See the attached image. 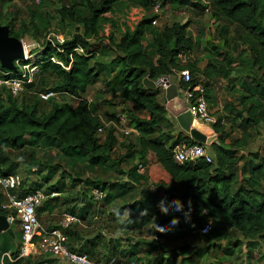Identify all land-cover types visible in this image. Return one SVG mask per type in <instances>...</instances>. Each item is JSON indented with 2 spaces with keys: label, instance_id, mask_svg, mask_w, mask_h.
Returning <instances> with one entry per match:
<instances>
[{
  "label": "trees",
  "instance_id": "16d2710c",
  "mask_svg": "<svg viewBox=\"0 0 264 264\" xmlns=\"http://www.w3.org/2000/svg\"><path fill=\"white\" fill-rule=\"evenodd\" d=\"M136 1L138 0H71L70 5H61L56 11L59 22L62 24L70 22L77 28L81 27L79 32L73 34L71 38L64 39L62 43L51 37L46 38L48 31L46 18L40 19V24L35 23L32 18L30 23L21 24V27L17 29L13 18L0 22V24L8 25L10 35L19 39H22L26 33H31L38 40L42 37L43 48L41 53L35 56L34 64L39 71L42 69L54 78L51 86L42 91L64 92L77 100L75 105H71L65 101V97L60 101L53 97L48 100H42L39 96H33L30 100H27L25 96L21 97L22 93L35 87L37 74L30 84L25 85L24 91L16 96L4 87H0V176L14 174L15 171V162L10 160L4 147H19L25 136L55 142L65 154L87 155L95 161L109 157L118 143L117 137L112 128H106L104 139H100L97 129L101 125L102 117L95 111L94 103L82 96L89 85L100 76L101 69L97 65L101 64L110 76L109 84L118 89V98L121 103L147 113L145 117H141L132 109L124 111L128 125L137 129L139 134L134 140H129L127 143L122 142L125 145L135 146V154L130 155L132 159L134 158V165L125 173L129 180L122 184H126V187L129 183L131 185L140 184L142 181L149 186V182H154L165 193L176 198L172 207L173 211L169 215L161 213V207L157 203L156 214L159 224L156 228L161 231L160 238L169 241L170 238L167 237L170 234L173 240L184 243L173 244L172 247L164 249L160 244L152 245L143 240L128 239L129 243L126 248H119L118 244H115L117 239H111L109 242L113 246L103 261L98 258L100 255L93 256V250L96 249L95 246L98 245L100 239L97 234L85 239L81 247L73 246L68 242V248L73 252L88 255L90 253L89 256L98 258L96 261L88 257L94 262H107L115 258L117 264H192V262L197 264V260L206 248L197 246L193 252H190V248H186L188 243L184 238L193 236L200 238L203 245L210 244L212 254H216L218 259L221 258V254L234 253L235 244L240 241L250 246L247 257H251L255 240H264V148L263 156L259 161L249 162L250 169L247 177L242 172L236 176L229 169L237 164L236 151L246 148L245 140L248 138L249 127H247L248 130L242 131L243 135L240 138L232 141V149L225 144L224 125L220 124V116H218L217 123L211 125L217 134V139L209 146V153L213 157L212 162L199 160L195 163H178L173 157V147L180 143L194 144L197 141H194L183 130H178L176 134L175 131L173 132L172 128L174 129L176 122L168 121V110L157 99L160 94L159 89H147L143 84V79L145 77L156 79L163 75L169 76L182 70H188L191 79L188 82L180 80L181 88L193 89L196 84L201 83L204 96L209 102L213 96L210 81L222 76L226 69H231L235 61L239 60L241 67L246 69L247 78L253 75V78L260 79L262 82L261 85H254L260 95L257 103H252L248 100L249 98H243L241 100L242 111L246 112V121L253 128L264 124V0H211L209 13L214 20H226L236 24L251 37L252 44L247 51V56L234 57L227 50L230 28L228 25H223L219 32L222 39L219 47L225 49V55H221L222 51L217 49L218 45H214L213 54L208 57L203 69L197 66V61H186L182 64L178 62V56L190 53L195 45L194 40L188 34L190 21H175L166 24L157 35L148 38L150 27L158 14L151 13L147 3L156 0H144L145 3L142 5L150 11V14L138 20L133 29L126 27L119 37L115 36L114 31L105 37L102 35L101 30L105 22H109L112 27L119 30L117 21L105 14H116L121 9L130 8ZM162 1L164 5L166 0ZM193 5L196 7L197 4ZM197 6L203 12V6ZM31 17L35 15L32 13ZM77 47H81L83 52L75 50ZM104 50L107 51L105 54H109L107 57H110L105 63L99 60ZM0 71L9 70L0 66ZM13 72L16 70H13L10 76L14 75ZM47 106H49L48 109ZM45 107L46 109H43ZM117 115V112L114 113L110 119H116ZM162 119L169 122L171 126L169 133L159 127ZM157 131H160L161 137L154 136ZM139 165L143 166L142 172L138 171ZM63 175L62 170L56 180L46 189L41 185L24 189L22 184L16 193L22 196L32 192L35 188L44 190L46 194L58 193L57 197L48 196L43 202L44 206L41 208H46L45 205L50 201L60 200L64 191V185L60 179ZM69 178L74 185L76 179L70 176ZM85 184L88 183L85 182ZM90 185H92L90 186V200L81 208L78 216L80 220L85 219L88 209H90V217L96 216L99 213V207L104 208L109 202L129 191L128 188L120 189L117 184L105 183L100 179H90ZM93 188L106 192L99 203H96L93 198L91 193ZM81 194L82 190H76L74 195H68L65 199L68 200L71 197L69 200L78 198L84 200L85 197ZM2 200L3 195L0 190V214H5V209L1 208ZM135 203L133 201L128 205H122L119 210L111 212L113 216L115 214L119 216L124 208L127 209L128 217L120 224L126 229H136L137 225L133 223L136 221L134 219ZM41 208L37 207L36 213ZM73 211L74 207L66 212L74 214ZM175 213L179 216V225L170 220L171 214ZM140 218L139 224L151 222L152 217L150 214H141ZM208 221H211V228L205 234L200 233V227ZM76 224L64 229L68 238H73L71 229ZM164 224L169 225L171 233L163 231L164 228L161 225ZM176 226L178 232L182 233H174L172 229ZM230 230L236 232V238L232 243L234 247H224V242L232 240ZM6 237L10 238L9 235ZM152 246L160 252L152 255ZM17 250L13 251L14 256ZM188 250L190 253L186 254ZM193 256L196 258L192 261Z\"/></svg>",
  "mask_w": 264,
  "mask_h": 264
},
{
  "label": "rangeland",
  "instance_id": "374dc122",
  "mask_svg": "<svg viewBox=\"0 0 264 264\" xmlns=\"http://www.w3.org/2000/svg\"><path fill=\"white\" fill-rule=\"evenodd\" d=\"M142 1L144 0H138L132 3L134 5L131 7L135 10H132V8H124L113 15L106 13L105 16L114 18L120 25L119 30H116L109 22L103 23L101 30L102 35L105 37L114 31L113 33L115 36L119 37L124 29V25H126V23L127 25L128 23L133 25L132 22H134L137 19V16H139L138 13H135L136 11L143 10V13L150 14V11L142 5L145 1ZM70 3L71 0H40L38 3L33 2V0H0V22H5L13 18L15 21L14 26L17 29L21 27V24L30 23L32 18L37 24H40V19L46 18L45 20H48V31L45 36H50L52 39L56 40L62 39L63 42L64 39L71 38L73 34L79 32L81 29V27L77 28L76 25H73L70 22H64L63 24L59 22L56 12L57 9L61 5L67 6L70 5ZM154 4L155 1L147 3V7H150L149 9L153 14L155 12ZM32 13L35 17H31ZM159 15H161L160 17H162L163 20L169 23L175 21H190L188 34L195 42L194 48L190 52L193 57L198 56L206 58L207 60V57L213 54V46L218 45L219 47L222 42L219 32L223 25H228L230 28V38L228 40L227 50L230 54L234 55V57H239L240 55L247 56V51L252 44L251 37L239 26L226 20L216 21L209 12H202L197 5L196 7H194L193 4L180 5L179 0H166L163 10ZM132 17L133 19H130ZM162 19L160 18L157 23L159 24ZM41 39L42 37L38 40L34 38L31 33H26L21 40L27 44L28 50L31 51L33 55L35 52L37 53L39 48H43L41 45ZM104 43L105 42L103 41L102 44L104 45ZM217 49L222 51L221 55H225L224 48L222 49V47H219ZM241 51L242 54H240ZM105 52L107 51L104 50L101 52L102 54L99 59L103 63L110 59V57H107L109 54H105ZM97 66L101 69L100 76L94 83L89 85L82 96L92 100L94 103V109L102 117V120L106 121L110 119V117L116 112L121 115L124 114V111L131 109L134 113L139 114L141 117H145L147 115L146 112L138 111L135 107L132 108L126 103H121L118 98V89L109 84L110 76L106 72V68L102 67L101 64H98ZM245 70L246 69H243L239 64V60H236L231 69H226L222 76L216 78L213 81V87L217 95L213 96L211 101L214 103V106H217L220 103L223 107V116L225 119L224 133L226 140L228 141L226 144L228 147L233 149L232 141L240 138L241 135H243L242 131L245 129L248 130L247 126L249 127V131L247 132V137L249 139L247 138L248 141L247 139L245 140L246 148L245 150L236 151L235 155L238 157L237 164L229 169L232 170L236 176L242 172L245 177H247L250 169L249 162H257L263 156L264 124H260L257 128H253L251 124L246 121V112L242 111L243 104L241 103V100L243 98H249L248 100L256 104L257 98H260V95L254 88V85L262 84L261 80L253 78V75L252 77L247 78V72ZM53 80L54 78L51 74L44 72L41 69L37 72V76L35 77V87L28 89L20 96H25L27 100H30L33 96H38L40 91L49 88ZM225 92H228V95H226ZM65 101L71 105H75L77 102L75 98L68 95H65ZM48 108L49 106H47V109ZM43 109H46V107ZM211 111L214 112L213 109H211ZM217 114L220 113L217 112ZM159 127H161L166 133L171 131V126L165 119H162L159 122ZM154 136L161 137L160 131H157ZM22 141L23 142L19 147L6 146L4 149L7 151L10 160L15 162L14 174L22 179L24 189L26 186L35 187L38 185H41L46 189L50 183L56 180L61 171H64V175L60 177L64 185V191L61 194L62 196L57 203L53 204V207L51 208L53 211H50L48 214L49 216L46 215L44 210L41 211L43 214L42 216L38 211L37 218L41 222L56 224L61 219L63 212L70 211L73 207V212L80 215L81 208L83 207L80 206V198L69 200L71 199V197H69L67 200L65 197L68 195H74L76 190H82L81 196L83 195V197H85L82 201L85 204L88 203V200H90V186H92L90 185V179H100L105 183H115L120 189L125 188L126 190L128 188V192L122 194L123 196L117 197L114 201L109 202L107 204L108 206L106 205L104 208L99 207L98 215L83 220L85 226H82L81 224L73 226L79 228L85 235L90 236L89 238L96 234L100 236L98 247L93 250V256L98 257L100 255L98 258L102 260L105 259L106 255H102L106 248L105 240H108L109 238L111 239L112 237L117 239L116 242L120 248H126L130 239L132 241L138 239L140 241L143 240L144 242L152 243V245L160 244L164 249L172 247L173 244L184 243L179 242L178 240H173L170 234H168L169 237H167L170 238L169 241H166L165 238H160L159 236L161 231L156 228V225L159 224L157 221L156 204L160 202L158 206L161 207V213H166V215L170 214V206H166V204H163L164 202L161 203L160 197L163 196L161 191L153 188L151 189L152 192H150L147 188H141V186L135 185V183L133 186L128 182L129 184L126 187V184H122L124 182L123 175L134 165V158L132 159L133 154H135L134 145H125L119 141L108 158L95 161L87 155H76L74 153L65 154L55 142H47L43 138L25 136ZM34 142L35 144H32ZM130 155L132 156L130 157ZM126 165H131L128 170H124L123 168V166L126 168ZM44 176H47V178L44 179ZM69 176L76 179L74 185H72ZM85 182L88 184H85ZM145 196L147 198L144 199ZM133 201L136 202L134 217L136 221L133 223L137 226L136 229H126L120 224L128 217L127 209L125 210L124 208L123 213L119 216H116V214L113 216L111 212L117 211L122 205H128ZM3 202L4 200H2L1 204ZM141 214H150L152 217L151 222L139 224V220L141 221ZM178 219L179 216L176 213L171 214L170 220L172 223L173 221H176L175 224L179 225ZM14 225L18 229L17 232L21 238V231L19 230L18 222H15ZM161 227L164 228L163 231L171 233L169 225L164 224L161 225ZM172 230L174 233H182L178 232L177 226ZM180 230L183 231L182 229ZM235 233L236 232L230 230V238H232V240L230 242H224V247L232 246V243H234V239L236 238ZM189 237H185L184 239L189 245H187L186 248H190V252H193L197 246H203V248H206L199 260H197V264H264L263 239L255 240V246L251 257H247L250 246L247 245L246 242L240 241V243L235 244L236 248L234 253L232 252L233 254H221V258L218 259L215 256L216 254H212L210 244L206 243L203 245V242L199 240L200 238H195L193 236ZM238 238L242 239L240 236H238ZM151 252L152 255H155L160 251L155 250L152 246ZM190 252L188 250L186 254ZM261 255L263 256L262 258ZM194 256L192 261L196 258ZM88 257L96 261L98 259L89 255ZM192 264H194V262H192Z\"/></svg>",
  "mask_w": 264,
  "mask_h": 264
},
{
  "label": "built area",
  "instance_id": "2783aa9c",
  "mask_svg": "<svg viewBox=\"0 0 264 264\" xmlns=\"http://www.w3.org/2000/svg\"><path fill=\"white\" fill-rule=\"evenodd\" d=\"M39 1L40 0H33L35 3H38ZM194 3L203 6V12L205 13L210 12L211 10V0H185L184 5ZM163 7L162 0L155 1L154 11L156 14H161ZM46 38L50 39V36H47ZM59 41L61 43L62 39ZM22 42L23 57L14 60L16 67V72H13L14 75L10 76L13 70L7 72L0 71V87H4L13 96L24 91L25 85L30 84L33 81L34 76L38 72V68L34 64V58L42 51V48H39L37 53L35 52L32 55V52L28 50L27 44L24 41ZM75 50L83 52L81 47H77ZM51 59L56 61L54 58ZM66 68H68V66ZM163 76L166 79L163 80L161 77L160 80L162 82L156 86L160 92L164 91L168 85V76ZM180 78V80H183L184 82L190 81L191 77L189 71L182 70ZM182 91L183 97L187 102L188 110L192 113L193 119L211 126L212 124L217 123L218 116H220V124L224 125L225 119L223 116L222 105L219 103L216 110L214 112L211 111L210 105L204 96V88L201 83L196 84L193 89L182 88ZM65 95L67 94L64 92L54 91H41L38 93V96L42 100H48L53 97L57 101H60ZM217 112L220 114H217ZM106 128L113 129V133L117 137L118 142L121 141L127 143L129 140H134L139 134L137 129L128 125L124 114H118L116 119L101 121V125L97 129V135L101 140L105 137L104 132ZM172 153L174 159L178 163H195L199 160L212 162L213 160L212 155L209 153V148H207L205 144L199 142L194 144H177L173 147ZM138 171H143L142 165H139ZM21 185L22 179L16 174L0 176V187L4 195V204L2 207L7 210L6 216L9 223L18 221L21 230V238L17 253L13 257H8L9 260L14 261L31 254H51L62 264H117L115 258H111L107 262H94L84 253L71 251L66 245V235L63 230L73 223L78 222V216L70 212H64L57 228L49 230L45 229L37 218L36 209L48 198V196L56 195V193L46 194L44 190L35 188L30 193L18 196L15 191L19 189ZM91 193L96 203H99L105 194L98 188H93ZM210 228L211 221H208L200 227L199 232L205 234ZM4 256L5 255L0 258V264H5Z\"/></svg>",
  "mask_w": 264,
  "mask_h": 264
},
{
  "label": "crops",
  "instance_id": "0c3cea01",
  "mask_svg": "<svg viewBox=\"0 0 264 264\" xmlns=\"http://www.w3.org/2000/svg\"><path fill=\"white\" fill-rule=\"evenodd\" d=\"M179 3H180V5H184L185 4V0H179ZM132 7H130V9H131ZM141 8V7H140ZM129 10V9H128ZM132 10H135V9H133L132 8ZM135 13H138V15L139 16H137V19L134 21V22H132L133 23V25H130L129 23H128V25H127V23H126V25H124V29H123V31H125V29H126V27H128V28H130V29H133V27L135 26V24L137 23V21L138 20H140L142 17H144L146 14L145 13H143V10H139V11H136ZM154 14H155V12H154ZM157 15V14H156ZM161 15H157V18L153 21V23H152V26L150 27V30H149V32H148V38L150 39V36H155V35H157V33L166 25V24H169V22H166L165 20H163L162 19V17H160ZM128 18V17H127ZM160 18L162 19L161 21H160V23L158 24L157 22L160 20ZM114 19V18H113ZM130 19H133V17L132 18H130ZM115 20V19H114ZM128 20H129V18H128ZM166 22V23H165ZM118 25H120V24H118ZM122 31V32H123ZM207 59H208V57H207ZM186 61H197V66L200 68V69H203L204 68V66L206 65V63H207V60H206V58H201V57H198V56H195V57H193L192 56V54H190V53H184V54H181V55H179L178 56V62L180 63V64H182V63H185ZM174 75H176L178 78H179V82H180V77H181V71L180 72H178L177 74H174ZM200 77L202 78V76L200 75ZM213 81L214 80H211L210 81V88H212V94H213V96H216L217 95V93L215 92V90H214V87H213ZM225 89H226V87H225ZM226 93V95H228V92H225ZM179 95L180 96H183V91H182V88L180 89V93H179ZM213 96H212V98H213ZM157 99L159 100V102H161V103H163L164 105H165V103H166V99H165V95H164V91H162V92H160V94L157 96ZM91 100V99H90ZM92 101V100H91ZM209 103V105H210V108L211 109H213L214 111L216 110V108H217V106L215 105L214 106V103H212V101H209L208 102ZM167 119H168V121H175L176 122V119H175V117L171 114V113H169L168 112V114H167ZM101 121H102V118H101ZM248 127V126H247ZM172 130H173V132L175 131V134H176V132L178 131V130H182L179 126H178V124H177V122H176V125L174 126V129L172 128ZM173 132L171 133V134H173ZM188 133V132H187ZM189 134V133H188ZM171 140H169V142H170ZM168 142V143H169ZM227 140H225V144H227ZM243 150V149H242ZM245 150V149H244ZM129 162V161H128ZM135 162H137V160H135ZM127 166V165H126ZM130 166L131 165H129V166H127L126 168L123 166V168H124V170H128L129 168H130ZM123 177H124V181H127V180H129V178H128V176L127 175H123ZM130 182V181H129ZM22 184H23V181H22ZM134 185V184H133ZM135 185H138V186H141V188L142 187H145V188H147L150 192H152L151 191V189H153V188H155V189H158L159 191H161V193L163 194V196H162V194H161V196L162 197H160V199H161V203L162 202H164L163 204H166V206H170L169 208H170V212L171 211H173V204L175 203V201H176V198H174V197H172L171 196V194H168V193H165L162 189H160L159 187H157L155 184H154V182H149V186H148V184H146V183H142V181L140 182V184H135ZM23 186H24V184H23ZM22 188H24V187H22ZM25 188H31L30 186H26ZM0 190H1V193H2V195H3V191H2V189H1V187H0ZM20 189H17L15 192H18ZM115 191V190H114ZM105 194H106V192H105ZM57 195H59L58 193H56V195H50L49 197L50 198H54V197H57ZM145 198H147L146 196L144 197V199ZM3 200H4V195H3ZM163 200V201H162ZM45 201V200H44ZM43 201V202H44ZM42 202V204L38 207V209H40L42 206H44V203ZM58 202V201H57ZM56 201H50L49 202V204H47V205H45L46 206V208H41V210L39 211L40 213H41V211H43L44 210V212L46 213V215H48L49 213H50V211H53L51 208L53 207V204L54 203H57ZM80 202V206H83L84 207V205H85V203L82 201V200H80L79 201ZM148 202H151V201H148ZM3 204H4V202L1 204V208L2 209H4L2 206H3ZM159 204H160V202H159ZM69 205V204H68ZM157 205V204H156ZM108 206V205H107ZM106 207V206H105ZM6 211V213H5V215H7V210H5ZM66 212V211H65ZM64 213V212H63ZM73 214V213H72ZM75 215H77V216H79L76 212L74 213ZM43 214L41 213V216H42ZM63 215V214H62ZM40 216V217H41ZM49 216V215H48ZM154 216V215H153ZM90 217V209H88V212H87V216L85 217V219H82V220H80L79 219V221L78 222H76L77 224H81L82 226H85L84 225V221L83 220H86V219H88ZM79 218V217H78ZM39 220V219H38ZM60 221V220H59ZM59 221H58V223H59ZM15 222H18V221H15ZM14 222V223H15ZM39 222L41 223V225L45 228V229H53V228H57L58 227V223H56V224H54V223H52V224H49V223H44V222H41L40 220H39ZM14 223H9L10 224V226H11V228H12V234H9V233H7V232H5V231H1L0 232V250L2 249V251L0 252V258L3 256V255H5L4 256V262H5V264H8V262L10 263V264H62V263H60L54 256H52L51 254H45V255H41V254H31V255H29V256H26V257H22V258H19V259H16V260H14V261H11V260H9L8 259V257H13L14 255L12 254L13 253V251H15L16 249H18V247H19V243H20V235L18 234V232H17V228H16V226L14 225ZM19 224V223H18ZM73 224H75V223H73ZM76 224V225H77ZM56 225H57V227H56ZM19 230H20V226H19ZM72 236H73V238L71 237V238H68L67 237V235H66V245H67V243L69 242L71 245H73V246H77V247H81L82 245H83V243H84V241H85V239H87V238H89L90 236H87V235H85L84 233H82L81 232V230L79 229V228H77V227H72ZM21 231V230H20ZM64 231V230H63ZM6 235H9L10 236V238H8V237H6ZM111 239H116L115 237H112ZM110 238L108 239V240H105V246H106V248L104 249L105 251H103V253H102V255H106V254H108V252L111 250V247L113 246L112 245V243H110L109 242V240H111ZM99 244V243H98ZM115 244H117V243H115ZM6 247H8V249H6ZM98 247V245H96L95 246V248H97ZM120 248V247H119ZM89 255H90V253H89ZM88 257V256H87ZM6 261H8V262H6ZM103 261V260H102Z\"/></svg>",
  "mask_w": 264,
  "mask_h": 264
},
{
  "label": "water",
  "instance_id": "95a60500",
  "mask_svg": "<svg viewBox=\"0 0 264 264\" xmlns=\"http://www.w3.org/2000/svg\"><path fill=\"white\" fill-rule=\"evenodd\" d=\"M23 57V42L21 39L10 35L8 25L0 24V66L8 70H15L14 60ZM164 76L156 79L145 77L143 84L147 89H154L162 81ZM168 85L164 90L166 99L165 108L171 113L178 124V126L189 136L199 143L205 144L209 148L210 144L217 139L214 129L205 124L193 119L192 113L188 110L187 102L183 96H180L181 84L179 78L172 74L168 76ZM5 231L12 234V228L9 224L7 216L0 214V232Z\"/></svg>",
  "mask_w": 264,
  "mask_h": 264
},
{
  "label": "clouds",
  "instance_id": "9594fccd",
  "mask_svg": "<svg viewBox=\"0 0 264 264\" xmlns=\"http://www.w3.org/2000/svg\"><path fill=\"white\" fill-rule=\"evenodd\" d=\"M166 211V210H165ZM173 223L175 224L176 223V221H173Z\"/></svg>",
  "mask_w": 264,
  "mask_h": 264
}]
</instances>
